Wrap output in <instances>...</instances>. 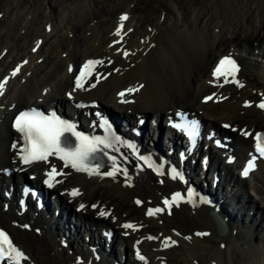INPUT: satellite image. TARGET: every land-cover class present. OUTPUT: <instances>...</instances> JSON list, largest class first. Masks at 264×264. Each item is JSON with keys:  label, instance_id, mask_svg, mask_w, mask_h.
<instances>
[{"label": "bare ground", "instance_id": "6f19581e", "mask_svg": "<svg viewBox=\"0 0 264 264\" xmlns=\"http://www.w3.org/2000/svg\"><path fill=\"white\" fill-rule=\"evenodd\" d=\"M63 2L64 0H48L47 5L43 8L35 5L31 10L20 11L12 18L13 22L8 29L5 27V23L8 17H13L12 14L17 4L6 3L5 12L0 16V67L2 71L8 67L5 65H9L10 62L11 65L14 63L15 54L21 53V57L29 55V61L20 66L18 72L25 68L28 70L23 74L18 73L16 78L8 82L7 89L2 95V100H5L6 104L14 101V108L29 104L35 100L36 92L44 85L49 86L45 95L46 101L63 103L59 94L62 93L60 87H64L68 83L64 70L66 61L78 60L91 53H106L108 57L115 59L117 54L112 49L116 45L105 48L106 42L115 36L108 37L107 32L115 20H120L121 12L126 10L128 14L127 19L123 22L124 29L130 32L127 38L121 40L124 46L132 52L129 56V63L132 65L121 74H109L90 91L92 97H97L106 106L116 107L110 98L115 87L128 80L137 79L144 82L133 103L137 111L146 110L156 113L159 110L161 112L168 107L182 104L184 107L189 105V109L194 106L201 108V115L209 124L231 118L232 121L246 124L247 127L254 126L256 128L264 125V117L253 107L243 108L239 105L242 97L246 96L249 91L243 90L242 92L244 86L238 88L227 86L225 92H229V96L218 103L210 101L200 103L198 101V97L210 89L204 80L207 77L208 65L217 53L222 52L228 46H231L232 50L241 52L243 47L253 50L255 47L258 48V43H264V0H253L249 6L244 5L242 9H237L227 0L228 13L224 20H217L216 15L213 16L210 12L195 9H189L186 18L182 13L181 16L177 14L180 11L175 10L174 20L183 18L181 24L178 26L172 21L161 32L157 28L148 27L146 30L137 27V20L128 9L130 0L118 2L114 8L116 16L112 15L108 20L99 22L90 20L80 25L75 21L72 24L68 23L69 18L65 17L66 7L63 6L62 10L59 8ZM97 2V0H82L77 7L76 15H81L85 9L95 13L96 10H92L91 5L97 4ZM46 23L50 24L48 31L40 29V26L43 24L44 27ZM61 25H63V31L61 28L58 29ZM174 26L176 27L174 28ZM11 31L16 35L14 38H11ZM69 32H71V36H68ZM134 34H136V38H133ZM32 35L42 37V42L34 54L25 49V43ZM137 37L142 38L138 40ZM30 41L31 43L27 44V49L35 40L31 39ZM13 50H15L14 55H11ZM62 52H64V57L61 55ZM39 54L42 59L35 62L34 57ZM251 56L252 58L256 56L253 51L249 57ZM124 62L125 60L122 61V63ZM52 68H57L55 74L52 77H47ZM262 71L263 68H261L259 60L256 61L253 58V64L245 63L242 73L248 83H251L253 87H258L263 81ZM20 75L25 76L21 82L19 81ZM240 108L243 109L242 112L239 111ZM3 116L4 113L0 115V164L7 162L10 154L7 150L10 131L3 125ZM235 138L239 137L235 136ZM239 150V146L234 148L236 153ZM228 171H231V166L223 169L224 176ZM127 173L129 176L125 182L132 183L127 187L111 183L104 178L97 180L83 178L79 174L71 175L69 180L81 184L83 188L81 199L88 202L97 200L100 204L110 208L111 213L117 216L123 215V219L135 220L140 225L136 229L140 233L147 230L157 236L158 232H161L157 238L169 233L174 235L179 243L186 246V249L183 247L180 253L185 264H201L200 262L195 263L199 253L204 255L206 264H225L227 259H230L234 246L241 244L240 242L242 245L246 244L245 250L250 254L249 261L252 260L254 264L264 262V242L257 243L253 239V236L256 235L253 229L264 227V168L262 166L257 167L251 176L249 174L247 177V179L255 180L253 190L258 195L256 200L248 192L246 193L247 190H244L246 185L243 181L237 178L225 179V183L230 181L228 188L233 192L229 197H224L223 203H221L223 206L219 208L220 215L228 214L230 216L224 232L217 231L215 220L203 206L194 207L193 211L185 206L179 207L169 217H163L160 223L156 219L143 216L142 209L148 203L147 199L156 200L155 196L170 189V181L165 180L164 184L159 185L154 183L156 178L149 173L135 174L132 172L131 174L129 170ZM238 191V197H242L248 206L244 214H242L243 207L237 206L238 204L234 201ZM133 196H138L143 202L140 205L133 204L131 201ZM245 197L248 198L245 199ZM228 200L229 203H227ZM250 208L253 209L251 217L247 216V210ZM257 209L260 214L256 213ZM87 212L88 210L85 211V213ZM8 213V210H0V218L4 219ZM254 214H258V216L255 217ZM87 215L91 216L92 213ZM87 215L84 214L83 217ZM262 217L263 219H261ZM249 218L251 221L247 224ZM245 220L247 221L245 222ZM97 221L99 223L107 222L102 219ZM197 228L209 230L208 235L201 238L194 236L192 230ZM172 229L178 230V235ZM233 229H236L235 233H233ZM57 230L59 231H54L53 235L48 237L43 233L37 236L25 230L21 232L14 229L13 236L31 254L35 264H69L72 256L66 253V249L77 247L78 242L75 244L71 240L68 247H57L58 243H54V236H60L63 228ZM261 233L263 232L261 231ZM76 236L80 237V235L74 234V237ZM132 236L115 238L116 244L122 245L123 253L129 249ZM80 238L82 239V237ZM256 240L259 242V239ZM159 245L158 239L156 241L148 239L144 244L151 261L150 264H156L161 253L166 255V264H174L170 259L174 253V246L159 249ZM116 247L113 244L112 251H115ZM84 259L86 258L84 257ZM193 259L195 260L193 261ZM109 262L112 264V259L104 257L90 264H109Z\"/></svg>", "mask_w": 264, "mask_h": 264}, {"label": "snow or ice", "instance_id": "6c2138e0", "mask_svg": "<svg viewBox=\"0 0 264 264\" xmlns=\"http://www.w3.org/2000/svg\"><path fill=\"white\" fill-rule=\"evenodd\" d=\"M127 19V16H121V24L120 27L117 28V35L120 34V31L123 27V21ZM127 53H125L126 55ZM102 63V61H93L89 60L86 62L84 67L80 71V75L76 77V86L82 87V79L89 74L86 70H89L94 67V65ZM228 66L227 71L229 74L234 75L236 71H238V66L236 65L235 60L231 59L228 56L223 57L216 68L213 70V76L219 77L225 75V66ZM17 68L16 71H18ZM71 71V68L69 69ZM15 75V72H13ZM226 82H228L226 80ZM239 86H243L239 84L238 81H235ZM4 87V83H0V90ZM136 89H128L129 92L135 91ZM121 96L124 93H120ZM206 99H211V97H206ZM260 108L264 109V101H262L259 105ZM104 124H107V121H103ZM15 129L22 134V137L25 141L26 147L23 148L22 151V162L25 164H30L36 160L47 161L48 157L51 155H56L59 159L63 160L65 166L71 165L77 171L88 172L90 175L96 171L95 169H90L88 167L87 161L93 153L97 151V145L104 144L105 141L99 137L90 138L85 136L83 133L76 132L74 129V125L62 121L57 117H47L41 113L35 112L34 110L31 112H21L15 119L14 125ZM228 127V125H225ZM65 132H72L78 140V144L74 148H64L61 146V137ZM245 135H249V133H244ZM256 151L260 153L261 156H264V134L255 133ZM109 146V145H105ZM131 147V145H129ZM16 144H13V148H16ZM111 159L115 160V157H111ZM141 159H145L141 157ZM255 157H253V160ZM253 160L248 161V166L244 169L243 175L247 176L249 169L252 168ZM151 166V165H149ZM114 170L105 173L108 176H114L116 171L115 164L113 165ZM62 173L57 172L55 166L53 165L51 171L47 173L49 179L45 180L44 183L48 184L50 187L52 186L50 181L55 178L56 175H61ZM178 175V174H177ZM175 178V177H174ZM79 192L76 189L72 190V195H78ZM189 195H191V189H189ZM178 199H182L181 193L177 192L173 195L172 201H176ZM137 204L141 203L139 200L136 201ZM165 205L171 206L169 200L165 199ZM83 207V206H81ZM163 209H149L148 215H154L155 213L161 212ZM100 215H106L104 211L100 212ZM124 227L129 228L133 227L131 224H126ZM199 235H205L204 233H200ZM151 238V237H150ZM174 243V241H173ZM167 246V244H165ZM137 255L141 260L144 259L143 256L140 255L139 251H137ZM7 258L10 261V264H21V261L27 259L24 253L15 247L9 238L8 234L0 229V261Z\"/></svg>", "mask_w": 264, "mask_h": 264}, {"label": "rangeland", "instance_id": "374dc122", "mask_svg": "<svg viewBox=\"0 0 264 264\" xmlns=\"http://www.w3.org/2000/svg\"><path fill=\"white\" fill-rule=\"evenodd\" d=\"M97 1H98L97 4L93 3L91 5L92 10H96L95 13L91 12V10L85 9L83 12H81V15H76L77 7L80 4V2H82V0H64V2L59 5V8L60 10H62L63 6L66 7L65 17L73 18L72 21L68 20L69 24H72L75 21L78 25H80V24L86 23L87 21L91 20L90 18L92 17H93L92 19H96L95 21L99 22L102 20H108L112 15L116 16V14H114V8L118 5V2L120 0H97ZM251 1L253 0H229L230 4L233 6H236L237 9H242L244 5L246 7L249 6ZM7 2L13 5L17 4V6L14 9V13L12 14L13 17L12 16L8 17L7 22L5 23V27H7L8 29L13 22L12 18H14V16L18 12L24 11L27 9L31 10L35 7V5L36 6L38 5L39 7L41 6L40 8H43L44 6L47 5L48 0H0V16L5 12L4 8ZM226 2L227 0H130V5L128 6H130L132 15L137 20V25L140 28H143L145 24H150V27L157 28V30L161 32L166 27H168L170 23H172V21H174V23H177L178 26L181 24V21L183 20V18L180 17L179 19L174 20L175 14H176L175 10L180 11V13H177V14H179L180 16L183 14L186 18L188 17L189 9H195V10H200L202 12H206V11L210 12L213 16L216 15L217 20H224L228 13ZM72 18H70V20ZM219 18H222V19H219ZM156 25L159 27H157ZM41 26L43 27V24ZM41 26H40V29H43ZM61 26H59L58 29H60ZM145 27L148 28V26H145ZM175 27L176 26H174V28ZM13 29L15 30L16 27ZM13 34L15 35V33L11 31L10 35L13 36ZM55 70H57V68H52L50 71L51 73H49L47 77H50V76L52 77L55 74ZM246 198L248 197H245V199ZM254 216L257 217L258 214H254ZM261 219H263V217ZM250 221H251V218L248 219L247 224ZM263 229L264 227L262 229L261 228L253 229L255 231L254 233H256V235L253 236V239L257 243L264 242V238H263L264 230ZM261 231L263 233H261ZM235 232H236V229H233V233ZM256 239H259V242ZM240 243L241 244L234 246L230 259H227L226 261L227 264H229L231 260H232L231 264H247L252 261V260L249 261L250 254L248 251L245 250L246 244L242 245V242ZM183 247L184 249H186V246L183 245ZM177 249H181V247H177ZM177 249H175L176 256L178 255ZM181 251L182 250H179V253H181ZM201 256L203 258V261L201 262V264H206L204 255L199 254V257ZM182 257L183 256H181V259ZM182 260H183V264H185V260L184 259ZM176 263H181V261L177 260ZM251 263L254 264L253 261Z\"/></svg>", "mask_w": 264, "mask_h": 264}]
</instances>
